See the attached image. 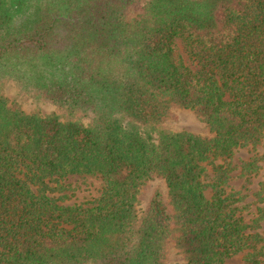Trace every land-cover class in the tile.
Listing matches in <instances>:
<instances>
[{
	"label": "trees",
	"instance_id": "16d2710c",
	"mask_svg": "<svg viewBox=\"0 0 264 264\" xmlns=\"http://www.w3.org/2000/svg\"><path fill=\"white\" fill-rule=\"evenodd\" d=\"M260 146L264 0H0V264H264ZM85 177L99 196L69 204Z\"/></svg>",
	"mask_w": 264,
	"mask_h": 264
},
{
	"label": "rangeland",
	"instance_id": "374dc122",
	"mask_svg": "<svg viewBox=\"0 0 264 264\" xmlns=\"http://www.w3.org/2000/svg\"><path fill=\"white\" fill-rule=\"evenodd\" d=\"M178 46L180 47L179 41H177ZM6 97L9 99L11 106L13 108L19 109L26 113H38L42 116H47L56 112L55 106L44 103V102H36L33 100H21L18 96L16 89L13 86H7L3 90ZM176 120L171 123V129L176 132H188L197 136H209V130L199 117L193 112L188 110H179L176 115ZM257 154L263 155L264 146L258 147L256 150ZM252 156L250 152L247 150H242L236 153L234 157V163L239 164L241 161H247ZM264 169V163H262ZM264 173V170L263 172ZM231 184L239 189L243 184V179L239 176V171H235L232 173ZM258 179H255L251 190L254 191L257 188ZM71 186V190H67L65 194L73 196L69 204L74 202L83 203L86 201H90L91 199H95L99 195V191L101 189V181L99 179H95L92 177L85 178H72L68 182ZM156 189L165 190V185L163 181L159 179H155L152 181L146 182L141 188L138 196V208L143 210L146 207V204L151 196L152 192ZM249 194H251L249 192ZM253 198L249 197L248 201H252ZM252 211H255V208L252 207ZM249 218L251 216H248ZM260 231L264 232V222L262 223V228ZM245 253L239 254L232 259L228 260V264H245ZM180 262V257L176 254H173L172 264H176Z\"/></svg>",
	"mask_w": 264,
	"mask_h": 264
}]
</instances>
